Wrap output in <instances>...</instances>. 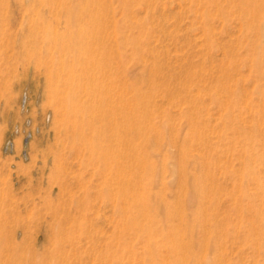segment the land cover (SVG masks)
Masks as SVG:
<instances>
[{
  "label": "rangeland",
  "instance_id": "rangeland-1",
  "mask_svg": "<svg viewBox=\"0 0 264 264\" xmlns=\"http://www.w3.org/2000/svg\"><path fill=\"white\" fill-rule=\"evenodd\" d=\"M49 1L0 0V215L9 233L8 249L0 252L10 264H147L145 242L129 231L120 236L123 222L104 182L110 174L91 147L61 130L50 78L65 70L53 37L63 36L66 27L55 20V9L50 13ZM254 1L263 0H95L92 5L87 32L104 37L102 47L116 73L106 86L113 90L112 113L118 100L131 109L135 84L150 99L149 123L158 140L141 139L140 147L151 145L152 161L171 169L167 188L153 185L154 194L177 191V154L186 146L193 105L203 107L186 159L190 184L193 176L206 175L208 211L200 226L193 222L199 200L195 195L189 201L193 186L183 199L185 217L195 224L185 235L194 237V253L204 257L198 264L214 257L218 264H264V189L258 185H264V59L259 70L253 63L264 41L260 20L245 11ZM206 228L218 229L217 248ZM209 243V249L203 247ZM157 253L156 264L170 260L160 242Z\"/></svg>",
  "mask_w": 264,
  "mask_h": 264
},
{
  "label": "bare ground",
  "instance_id": "bare-ground-1",
  "mask_svg": "<svg viewBox=\"0 0 264 264\" xmlns=\"http://www.w3.org/2000/svg\"><path fill=\"white\" fill-rule=\"evenodd\" d=\"M55 1L43 3L48 6L50 13L53 12L52 9L56 10L54 12L58 16L55 20L64 21L66 27L63 36L56 33L53 37V41L60 46V55L65 56L60 63V67L65 70L51 72L50 78L54 102L61 116V130L68 139L91 147L93 155L103 164L105 174L106 172H108L107 175L110 174L109 179L105 178L104 182L109 197L116 202L117 212L123 222L120 236H125V233L129 231L128 236L131 235L135 239L141 238L145 242L144 246L148 251L147 264H156L158 242L164 247L166 246L170 255V260H162L161 264H198L203 261L204 257L202 258L199 254L195 255L194 247L197 246V242L192 235L189 237L185 235L195 224H191L185 217L186 208L183 205V199L186 201L184 191H189V188L193 186V194L191 199H188L192 201L196 195V199L200 201H198L197 216L193 219V222H198L200 226L208 211L206 202L203 201L208 198L209 192L208 188H205L207 186L206 175L193 176V182L190 184L192 175L189 167L186 166V159L189 156L188 145L196 137L193 131L201 122L199 115L203 110L202 105L198 102L193 105L190 114L192 126L185 141L187 147H180L177 154V161L180 163V168L176 171L178 173L177 191L172 195L173 198L163 194V189L154 194L151 186L159 183L161 187H165L169 178L167 172H170L171 169L169 170L166 164L158 166L152 161L153 148L151 145L146 146L145 150L140 147L141 139L143 141L146 139V143L158 140L155 135L156 127L149 123L152 118V112L148 107L149 97L135 84L133 89L136 97L133 99L134 103L129 106L131 109L124 110L125 101L118 100L119 96H116L115 100H118L119 107L117 112L112 113L113 90L106 86L116 73L109 53L107 50L105 52V47H102L105 44L104 37L91 35L87 32L93 22L91 11L95 0H79L76 5L70 3L69 0H63L60 4H57V0ZM263 1L259 4L255 1L252 4H246L245 11L250 13L254 20H260L258 34L261 38L263 37L264 41ZM112 17L114 18V16ZM112 22L113 25L115 21ZM50 27H48L49 33L51 32ZM261 47L262 45H258L257 57L253 59L258 70L263 63L261 60L264 59V49L262 50ZM107 71L111 73L107 74ZM55 79L61 83L55 82ZM200 93L198 91V94ZM122 109L123 112L126 111L125 114L122 113ZM73 116H79V119L73 120ZM229 117H231V111ZM240 131L246 134L244 130L240 129ZM173 157L175 158V153ZM204 164L203 162V169ZM201 167L202 163H200ZM145 179H148V182H145ZM258 185L259 188L264 189L262 182H259ZM197 190L200 192L199 196L196 194ZM1 208L2 206L0 212ZM6 227L5 216L2 214L0 215V249H8L6 243H8L9 233ZM208 229L206 228L207 233L215 237L213 248H217L218 229H209V232ZM212 243L203 244V247L209 249ZM166 257L168 259V254ZM218 259L217 257L209 258L206 262L218 264ZM55 261L57 262V260ZM10 262L12 261L8 259L7 255L0 252V264H10ZM60 264H64V262L61 261Z\"/></svg>",
  "mask_w": 264,
  "mask_h": 264
}]
</instances>
